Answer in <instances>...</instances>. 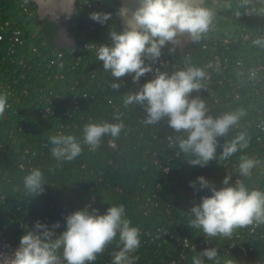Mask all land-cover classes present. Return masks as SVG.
I'll list each match as a JSON object with an SVG mask.
<instances>
[{
    "label": "built area",
    "instance_id": "2783aa9c",
    "mask_svg": "<svg viewBox=\"0 0 264 264\" xmlns=\"http://www.w3.org/2000/svg\"><path fill=\"white\" fill-rule=\"evenodd\" d=\"M98 3L99 12H104V1ZM92 6L90 0H78L74 14ZM205 6L215 12L209 31L182 55L162 49L163 64L158 62L154 67H160V71L169 74L188 65L203 68L208 78L202 83L207 91L201 90L199 95L211 113L218 116L237 109L245 112L225 138H218L219 144L233 139L241 131L246 132L249 145L241 151H244L243 155L258 160V153L264 157V49L254 46L252 41L264 36V0H251L246 8L238 7V0H207ZM7 12L0 4V93L8 94L9 105L0 117V264H11L20 238L37 221L47 224L45 217L52 213L53 200L57 195L56 183L47 179L40 197H32L25 188L15 187L13 175L6 164L13 161V165L8 167H13L16 173L23 176L32 168L51 171L50 163H54V167L63 160L58 161L52 156L50 141L35 139L34 134L47 133L51 123H55L52 132L49 130L53 136L78 130V125L70 122L75 115L92 123V115L81 113L91 103H98L106 122L124 123L123 130L130 133L129 150L146 145L141 151V169H149V178H143L138 183V189L129 194L131 200L138 203L139 215L146 222L139 221L133 225L139 229L140 246L130 256L141 255L148 264H192L193 256L206 248H216L219 264H225L229 259H233L234 264H264V249L257 251L259 244L264 246L262 224L237 228L231 237H207L202 229L188 226L194 218L188 210L198 204L201 197L211 194L207 189L196 191L190 187V182H196L197 177L203 176L219 189L228 171L233 172L230 184L234 185L237 179L243 181L244 176L240 175L238 168L242 155L234 160L231 156L221 161V149L217 160L209 162L206 167L191 166L187 163L192 158L190 155L180 152L178 146L170 147L167 137L175 133L166 120L157 125H146L143 106L132 104L125 108L124 94L136 91L152 76L141 77L138 85L133 84L130 76H125L121 78L123 83L118 91L109 87L110 82L120 81L112 79L111 73L103 70L95 45H110V31H100L98 37L93 38L90 33L94 31V26L83 18L84 30H73L77 50H61L38 37V30L32 26L34 14L27 5L21 4ZM65 52L68 57H65ZM85 53L89 54V61L84 59ZM35 57L43 65L38 66V73L35 71L38 86L23 85L28 78L26 74L33 70L32 60ZM195 95L197 93L193 92L192 96ZM117 115H120V120L115 119ZM53 119L56 121L53 122ZM10 120L14 121V125L8 127L5 123ZM29 139L31 142L24 144ZM16 141L21 144L17 149L13 146ZM102 144L112 157L107 159L103 169L88 172L91 179L81 205H62L57 216L64 229L65 217L74 211L82 210L89 204L100 209L97 205L99 186L119 195L124 193L122 183L113 184L110 176L118 172L122 162L128 159L126 147L120 148L117 138L111 136L102 137ZM84 147L90 150L89 146ZM13 149L15 153H12ZM80 169L85 171L86 165L82 164ZM105 174L108 180L104 178ZM196 187L199 188L198 182ZM35 198L43 199L42 204ZM70 199H74V195ZM33 209H37L38 213L34 214ZM106 209L102 208L101 214ZM55 232L58 235L57 229ZM120 247L119 241L113 240L90 264H112V253ZM62 251L59 250L58 255L61 264H66ZM204 264H217V261L204 258Z\"/></svg>",
    "mask_w": 264,
    "mask_h": 264
},
{
    "label": "clouds",
    "instance_id": "9594fccd",
    "mask_svg": "<svg viewBox=\"0 0 264 264\" xmlns=\"http://www.w3.org/2000/svg\"><path fill=\"white\" fill-rule=\"evenodd\" d=\"M20 1L19 5L25 4L33 12L32 26L38 30L40 38L44 21H37L34 4ZM250 3L251 0H238V7L246 8ZM236 14L239 15V12ZM117 16L123 22L122 30H110V45H95L97 59L103 62V70L110 72L112 79L120 81L110 82L109 87L118 91L123 83L121 78L125 76H130L133 84L137 85L141 77L148 74L152 76L136 91L124 94V107L132 104L143 106L146 125H157L166 120L168 127L175 133L167 137L170 147L178 146L180 152L190 155L192 158L187 163L191 166L206 167L209 162L217 160L218 147L222 149L219 154L221 161L246 149L249 138L243 131L219 144L218 138H225L245 112L237 109L218 116L211 113L199 95L201 90L207 91L206 85L202 83L208 78L203 68L188 65L183 70L169 74L160 71V67H154L158 62L163 64L162 49L166 46L171 45L169 53H173L180 37L198 42L209 31L215 12L205 6V0H136L135 8L125 4L118 9ZM89 18L103 26L112 18V14L92 12ZM252 43L264 49V36L254 39ZM252 76L255 77V72ZM193 92L197 95L192 96ZM7 97L6 92L0 93V117H3L9 106ZM115 119L120 120V115ZM124 127L122 121L88 123L83 128V144L89 146L91 151H96L102 137L110 135L117 138ZM49 139L51 154L58 161L71 162L82 153L81 142L73 135L61 133ZM239 159L240 175L251 176V170L259 161L247 156ZM232 176L233 172L228 171L219 189L203 176L197 177L196 182H190V187L196 191L207 189L211 193L201 197L200 202L188 210L194 217L189 221L190 228L202 229L207 237H231L237 228L264 224V191L249 190L240 179L232 185ZM23 185L32 197L43 194L45 182L42 171L30 169L23 178ZM124 214L123 205L109 206L104 214H100L98 209L89 204L65 217L66 226L59 235L55 232L61 228L59 222L49 228L47 224L37 221L20 238L11 264H61L58 255L61 249L66 264H90L117 234L122 247L112 253V264H135L139 257H132L130 253L140 246V232L137 227L131 226V221L124 218ZM217 257L216 248H206L192 257V264H204V258L216 260L219 264ZM225 264H234V260L229 259Z\"/></svg>",
    "mask_w": 264,
    "mask_h": 264
},
{
    "label": "trees",
    "instance_id": "16d2710c",
    "mask_svg": "<svg viewBox=\"0 0 264 264\" xmlns=\"http://www.w3.org/2000/svg\"><path fill=\"white\" fill-rule=\"evenodd\" d=\"M93 3V6L91 9H85L83 11H76L73 18L71 19V28L72 30H76V28L80 30H84L85 28V22L82 21L83 18L87 19V22L92 24L94 26V31L90 33V35L95 38L96 36L98 37V34L100 31L103 33L109 32L112 28H114L117 31L122 30V28L119 25V17L117 16V11H118V4L115 3L113 0H103V11L105 13H111L112 18L106 22L105 25H100L99 23H96L92 21L89 18V14L92 12H99V1L100 0H90ZM22 1L20 0H6L4 4H1V7L3 8L4 11H11L16 9L19 4ZM7 12V13H8ZM49 25H52V23H48ZM56 28V27H55ZM54 27L50 26L48 27H41L40 28V38L46 40V42L50 45L52 44L53 37L55 36L56 32ZM193 45L191 44L190 47ZM171 45L166 46L164 49L169 50ZM84 59L86 61H89L90 56L89 54H83ZM65 57H68L67 52H65ZM32 65H33V70L32 72L26 74L28 76L27 80L23 82V85L29 84V85H35L38 86L39 81L37 78L34 76H37L38 74L35 73V71H39L40 68L38 67L43 66L41 63V60L39 58H34L32 60ZM37 71V73H38ZM22 86V85H21ZM102 110L99 107L98 103H91L87 107L83 108L81 113L85 115H92L93 116V121L92 123H101V122H106V119L103 118L104 115L101 113ZM136 114H140V112H136ZM34 120V119H33ZM56 121V119H53V122ZM71 123H76L79 127L78 130H69L66 135H73L77 138L78 141L81 142L82 145V153L76 157L73 161L68 162L63 160L62 163L57 164L56 166L53 167L54 163H50L49 166H51L52 170L51 171H45L41 170L43 173V178L44 181L51 180L56 183V189H57V195L56 198L53 200L54 202V207L53 211L49 216L45 217V221L47 224L50 226L56 222H59L61 224V228L57 229L58 230V235L64 231L62 222L58 219L57 213L61 210L62 205L66 203H71L73 205H81L83 203V197L87 192V187L89 185V181L91 179V176L89 175L90 170H100L103 169V166L106 165V161L109 157H112V153L108 151L107 147L102 144L99 146V148L96 151H91L86 149L83 145V128L86 124H88L87 118L79 119L77 115L73 116L70 120ZM8 127L14 125V121L10 120L5 123ZM55 123H51V125L48 127L49 129H46V132L42 133H35L34 138L38 140H47L50 141V137L53 136L49 130L53 129V126ZM129 131L122 130L120 135L117 137L119 147H126L125 154L127 155L126 160L122 162V168L118 171L115 172L110 176V180L113 184L119 185L122 183V187L124 189L123 195H119L117 192H111L106 189H103V186H99V189L97 191L98 194V207L100 209L99 212L101 214V209L102 208H108L109 206L113 205H123L125 208V214L124 218L128 219L131 221V226L135 225L139 221H145L143 220L140 215L139 211L137 209V202H133L131 198L129 197V194L132 192V194L135 192V190L138 189V183L143 179V178H149V169L146 171H142V162L143 160L141 159V151L146 147V145H141L140 147H137L134 151L129 150L131 147V140L129 139L130 133ZM162 132V130H161ZM20 136L19 138H22ZM104 137H110V135H105ZM31 142V139L29 141H24V144ZM147 142V140H145ZM221 143V142H220ZM20 142L16 141L14 142L13 146L20 147ZM18 146V147H17ZM221 151V148H217V153ZM244 151H239L237 154H233V160L235 157H238L240 155L242 156H247L243 155ZM12 153H15L14 149ZM241 153V154H240ZM239 154V155H238ZM130 155V157H129ZM258 161L259 164L252 169V174L249 177H243V182L245 186L249 189H257L264 191V157H262L261 153H258ZM85 164L86 165V170L83 171L80 169L81 165ZM13 161L10 163L6 164V168L11 171L13 175V179L15 181V187H19L21 189H24L23 185V174H18L14 171L13 167H8L12 166ZM107 169L105 170V172ZM153 175H151L152 177ZM81 177V179H80ZM104 178L108 180L107 175H104ZM74 195V199H70V196ZM40 197V196H38ZM35 201L39 202L42 204L43 199L41 198H35ZM39 206V205H37ZM34 214H37V209H33ZM146 222V221H145ZM262 228V233H264V224L261 225ZM116 241H119V234H117V237L114 239ZM259 249H264V246L258 245ZM136 257H139L138 260L135 261V264H148L142 257L141 255H136Z\"/></svg>",
    "mask_w": 264,
    "mask_h": 264
},
{
    "label": "water",
    "instance_id": "95a60500",
    "mask_svg": "<svg viewBox=\"0 0 264 264\" xmlns=\"http://www.w3.org/2000/svg\"><path fill=\"white\" fill-rule=\"evenodd\" d=\"M78 0H25L36 7L37 21H51L59 29L53 37L52 43L57 47L77 50V39L71 28V19L74 16L75 6ZM118 4V9L127 4L130 8L136 7V0H113ZM207 0H205L206 3ZM119 25L123 28V22L119 18ZM193 42L186 37H180L179 43L175 45L174 54L182 55L190 48ZM172 47V46H171Z\"/></svg>",
    "mask_w": 264,
    "mask_h": 264
},
{
    "label": "flooded vegetation",
    "instance_id": "af4514ba",
    "mask_svg": "<svg viewBox=\"0 0 264 264\" xmlns=\"http://www.w3.org/2000/svg\"><path fill=\"white\" fill-rule=\"evenodd\" d=\"M5 1L6 0H0V4H4L5 3ZM48 23H52V25H49ZM50 26H52V27H56L54 30H55V32L57 33V30L59 29L57 26H55L54 24H53V22H51V21H47V20H45L44 22H43V27H48V28H50ZM56 35V34H55Z\"/></svg>",
    "mask_w": 264,
    "mask_h": 264
}]
</instances>
